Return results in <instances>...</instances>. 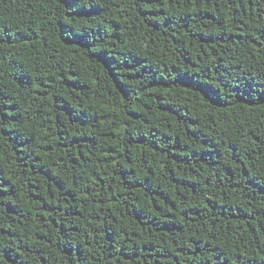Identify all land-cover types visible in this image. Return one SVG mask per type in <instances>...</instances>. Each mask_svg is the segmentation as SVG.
I'll return each instance as SVG.
<instances>
[{"label":"trees","instance_id":"trees-1","mask_svg":"<svg viewBox=\"0 0 264 264\" xmlns=\"http://www.w3.org/2000/svg\"><path fill=\"white\" fill-rule=\"evenodd\" d=\"M0 264H264V0H0Z\"/></svg>","mask_w":264,"mask_h":264}]
</instances>
